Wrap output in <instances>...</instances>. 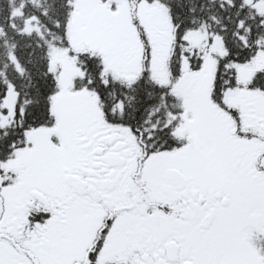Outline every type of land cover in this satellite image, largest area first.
Listing matches in <instances>:
<instances>
[{"label": "snow or ice", "instance_id": "obj_1", "mask_svg": "<svg viewBox=\"0 0 264 264\" xmlns=\"http://www.w3.org/2000/svg\"><path fill=\"white\" fill-rule=\"evenodd\" d=\"M0 264H264V0H0Z\"/></svg>", "mask_w": 264, "mask_h": 264}]
</instances>
